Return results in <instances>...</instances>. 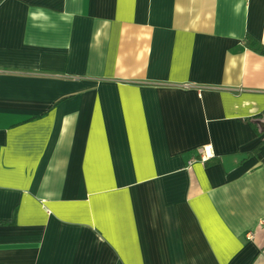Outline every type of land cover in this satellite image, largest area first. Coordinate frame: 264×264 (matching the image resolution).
<instances>
[{
  "label": "crops",
  "instance_id": "crops-1",
  "mask_svg": "<svg viewBox=\"0 0 264 264\" xmlns=\"http://www.w3.org/2000/svg\"><path fill=\"white\" fill-rule=\"evenodd\" d=\"M248 34L264 0H0V264H264Z\"/></svg>",
  "mask_w": 264,
  "mask_h": 264
},
{
  "label": "trees",
  "instance_id": "trees-1",
  "mask_svg": "<svg viewBox=\"0 0 264 264\" xmlns=\"http://www.w3.org/2000/svg\"><path fill=\"white\" fill-rule=\"evenodd\" d=\"M243 45H245V47H247L249 49H252V50L258 52L261 55H264V44H262L259 40H257L256 38H254L253 36H251L249 34L245 37Z\"/></svg>",
  "mask_w": 264,
  "mask_h": 264
},
{
  "label": "water",
  "instance_id": "water-1",
  "mask_svg": "<svg viewBox=\"0 0 264 264\" xmlns=\"http://www.w3.org/2000/svg\"><path fill=\"white\" fill-rule=\"evenodd\" d=\"M257 123L261 126L262 130H264V116L263 119L258 120Z\"/></svg>",
  "mask_w": 264,
  "mask_h": 264
},
{
  "label": "built area",
  "instance_id": "built-area-1",
  "mask_svg": "<svg viewBox=\"0 0 264 264\" xmlns=\"http://www.w3.org/2000/svg\"><path fill=\"white\" fill-rule=\"evenodd\" d=\"M204 151L207 152V153L210 152L211 151V146L205 147ZM249 238H252V235H250Z\"/></svg>",
  "mask_w": 264,
  "mask_h": 264
}]
</instances>
